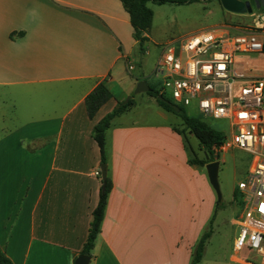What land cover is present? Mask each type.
<instances>
[{
  "label": "crops",
  "instance_id": "obj_1",
  "mask_svg": "<svg viewBox=\"0 0 264 264\" xmlns=\"http://www.w3.org/2000/svg\"><path fill=\"white\" fill-rule=\"evenodd\" d=\"M123 8L0 0V250L12 264H74L81 252L101 187L91 132L145 80L129 73L138 42ZM101 82L112 98L91 119L84 101ZM130 111L105 134L112 188L89 264H190L217 207L205 166L189 165L183 122Z\"/></svg>",
  "mask_w": 264,
  "mask_h": 264
},
{
  "label": "built area",
  "instance_id": "obj_2",
  "mask_svg": "<svg viewBox=\"0 0 264 264\" xmlns=\"http://www.w3.org/2000/svg\"><path fill=\"white\" fill-rule=\"evenodd\" d=\"M252 29L237 35L204 31L182 45H166L152 73L172 104L194 105L203 117L229 123L220 151L235 148L249 156L246 178L233 195L240 206L233 249L254 250L264 260V74L245 78L233 67L235 53L264 54V12Z\"/></svg>",
  "mask_w": 264,
  "mask_h": 264
},
{
  "label": "rangeland",
  "instance_id": "obj_3",
  "mask_svg": "<svg viewBox=\"0 0 264 264\" xmlns=\"http://www.w3.org/2000/svg\"><path fill=\"white\" fill-rule=\"evenodd\" d=\"M240 1L245 2L246 0ZM147 5L153 13V23L149 33L152 40L145 41L143 51L139 50L138 45L134 47L131 58L134 69L129 73L135 77H140L142 74L155 89L159 88V84L153 79L152 72H154L166 45H182L190 37L203 31L223 30L229 35L250 33L253 30L252 24L255 16L264 12V9L259 11L252 6L250 13H231L221 6L219 0L183 5H158L148 2ZM122 11L126 12L124 8ZM233 67L245 78L261 76L264 74V54L256 52L235 53ZM133 91L125 97L126 99L131 96L134 103L128 109L131 110L130 118L141 119V121H147L149 118L154 119L157 123L164 122L175 125L182 123L181 118L172 112H164L165 118L159 117L158 114L163 111L155 103L157 101L147 92L134 95ZM166 97L171 100L168 95ZM182 108L188 116L201 118L210 128L222 132L224 135H229L230 126L227 121L203 117L194 105ZM186 134L189 145L193 148V153L201 158L202 153L198 149L197 139L187 132ZM216 161L219 162L218 183L221 202L217 204L216 197L217 207L207 225L200 232L199 238L209 227L212 228L211 236L205 244L201 264H242L239 262L241 260L249 264H264L262 256L254 250L242 249L236 252L233 249L240 213V206L233 195L237 184L246 178L249 156L238 149L225 148L221 149ZM203 170L206 172L205 168Z\"/></svg>",
  "mask_w": 264,
  "mask_h": 264
},
{
  "label": "trees",
  "instance_id": "obj_4",
  "mask_svg": "<svg viewBox=\"0 0 264 264\" xmlns=\"http://www.w3.org/2000/svg\"><path fill=\"white\" fill-rule=\"evenodd\" d=\"M201 1L209 0H120L125 11L129 15L130 24L133 30V38L138 42L140 51H143L145 41L148 40L149 31L151 29L153 21V13L147 5L148 2H152L158 5H183ZM263 9L264 7H261L259 11ZM149 87L150 91L147 92L148 95L155 98V100L157 101L156 103L163 110L175 113L172 107L168 105V102L173 103L172 100H168L164 93H160L158 89H155L152 85L149 84ZM111 98L112 94L107 89L105 83H99L95 87V89L86 96L84 101L88 117L92 119L99 108ZM122 102L123 101L117 102V106L112 111H110V113L106 114L97 124H95V126L93 127V131L91 132L93 140L96 142L99 148L100 164L107 165L105 134L107 129L111 125V121L115 117L128 110L134 104L132 97L127 103ZM179 108L181 109V111L175 114L181 118L185 126V130L191 132V134L197 139L198 149L202 153L201 158L197 157L196 154H194L193 158L188 161L189 165L204 167L206 164L216 161L219 157V154L221 152L220 148L223 146L226 136L222 132H218L210 128L201 118L190 117L185 113L183 108ZM206 156L209 157L208 160L206 159ZM99 178L101 179V173ZM111 188L112 182L110 180V177L107 175L104 183L101 179L98 204L91 213V220L89 222L87 237L81 249V255L91 257L90 254L95 245L96 238L100 233L101 224L104 218L107 204V197L111 191ZM211 233L212 228L209 227L201 235L194 247L190 264H201L202 256L205 251V244L211 236ZM0 264H12L10 259L7 258L1 250Z\"/></svg>",
  "mask_w": 264,
  "mask_h": 264
},
{
  "label": "water",
  "instance_id": "obj_5",
  "mask_svg": "<svg viewBox=\"0 0 264 264\" xmlns=\"http://www.w3.org/2000/svg\"><path fill=\"white\" fill-rule=\"evenodd\" d=\"M219 1L221 6L228 12L231 13L235 12L236 14H245L252 12V7L248 1L247 2H242L240 0H219ZM254 4L256 9H260L261 7H264V0H254ZM149 91H150V87L148 82L145 80H141L136 84L133 94L135 95ZM130 98L131 96L127 97L122 103H127ZM168 105L172 107L175 113H179L181 111V109L177 105H174L170 102H168ZM206 159L208 160L209 157L206 156ZM99 169L101 173L102 182L104 183L107 177V166L105 164H101L99 166ZM205 169L209 184L211 185V187L213 188L216 194L215 196L217 197V204H218L221 202V196H220L221 192L218 183L219 162L218 161L210 162L205 165ZM89 261H90L89 256L80 254L79 256H77L74 264H89Z\"/></svg>",
  "mask_w": 264,
  "mask_h": 264
},
{
  "label": "flooded vegetation",
  "instance_id": "obj_6",
  "mask_svg": "<svg viewBox=\"0 0 264 264\" xmlns=\"http://www.w3.org/2000/svg\"><path fill=\"white\" fill-rule=\"evenodd\" d=\"M247 1L250 3L251 7H252V6L255 7L254 0H246L245 2H247Z\"/></svg>",
  "mask_w": 264,
  "mask_h": 264
},
{
  "label": "clouds",
  "instance_id": "obj_7",
  "mask_svg": "<svg viewBox=\"0 0 264 264\" xmlns=\"http://www.w3.org/2000/svg\"><path fill=\"white\" fill-rule=\"evenodd\" d=\"M31 15L34 17L35 16V12H32Z\"/></svg>",
  "mask_w": 264,
  "mask_h": 264
}]
</instances>
